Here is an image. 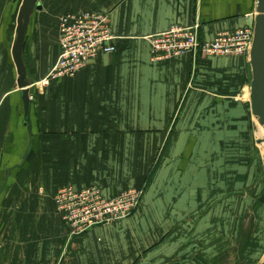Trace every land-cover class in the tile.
<instances>
[{"label":"crops","instance_id":"1","mask_svg":"<svg viewBox=\"0 0 264 264\" xmlns=\"http://www.w3.org/2000/svg\"><path fill=\"white\" fill-rule=\"evenodd\" d=\"M40 3L23 59L34 86L30 148L12 55L16 0H0V264L136 263L139 248L159 249L161 234L153 227L166 222L161 228L173 229L205 200L209 168L201 159V142L208 140L213 158L222 139L240 142L245 152L238 149L233 159L239 175L250 172L240 159L254 152L251 107L230 101L246 86L245 58L185 54L154 61L149 38L197 23L200 39L212 42L221 32L254 25L257 0ZM82 12L109 16L116 52L98 55L75 78L40 85L59 57L61 18ZM207 119L205 137L200 127ZM240 166L246 170L240 172ZM66 186L96 187L107 199L131 189H145V195L130 230L97 226L71 237L54 201ZM184 239L179 234V245L164 244L173 251L168 263L180 257L185 264L192 249Z\"/></svg>","mask_w":264,"mask_h":264},{"label":"rangeland","instance_id":"2","mask_svg":"<svg viewBox=\"0 0 264 264\" xmlns=\"http://www.w3.org/2000/svg\"><path fill=\"white\" fill-rule=\"evenodd\" d=\"M21 4L22 0H16V14ZM244 61L248 65L246 86L244 90L240 89L239 93L235 94L230 101L245 103L250 108L252 77L248 60L244 59ZM258 125L255 118L251 129L254 144L253 158L240 159V162H246V167L248 165L250 167V172L247 175H239L234 172L233 159L239 157L235 153L242 148H240L242 145L240 142L222 139L216 145L215 158L209 154L211 144L207 142L208 140L199 144L201 159H205V165L209 168L206 175L205 200L201 201L196 212L192 207L188 221L177 224L173 229L161 228V226H165L166 222L159 227H153L154 229L159 228L158 232L161 234L156 245L159 246L158 251H155L157 248L155 247L154 251L149 248L151 253H144L146 248H139L137 251L140 252V255L137 256V262L132 264H184L180 257L171 259V263H168L170 260L168 258L173 255V251L172 247L164 245L171 241L179 245L177 242L179 234L180 237L185 236V243L192 249L191 253L185 256V264H261L264 261V144L258 143V140L264 138V132H259ZM209 127L208 119L205 126L200 127L201 134H205V137L207 133L209 134ZM222 127L218 126L217 128L221 132H225ZM237 127L239 126H232L230 130L237 129ZM243 145L246 146V143ZM158 162H161V159ZM246 167L240 166V172H244ZM230 169L233 171L232 174L229 173ZM214 170L217 173L210 174ZM143 190L142 200L145 195V189ZM139 209L140 207L136 209L135 213ZM130 218L110 225L119 224L124 229L130 230L129 226L133 221ZM148 230L150 231V229ZM177 253H175L176 258ZM187 261L188 263H186Z\"/></svg>","mask_w":264,"mask_h":264},{"label":"built area","instance_id":"3","mask_svg":"<svg viewBox=\"0 0 264 264\" xmlns=\"http://www.w3.org/2000/svg\"><path fill=\"white\" fill-rule=\"evenodd\" d=\"M200 24L189 28L174 27L149 38L154 61H165L185 54L203 57L245 58L249 60L254 40V25L217 34L212 42L200 39ZM110 18L99 12H82L63 16L59 24L60 53L49 75L40 83L75 78L89 62L104 53L116 52ZM143 189L127 190L107 199L96 187L81 191L71 186L61 188L55 196L58 214L67 224L71 237L84 235L94 227L128 220L140 207Z\"/></svg>","mask_w":264,"mask_h":264},{"label":"water","instance_id":"4","mask_svg":"<svg viewBox=\"0 0 264 264\" xmlns=\"http://www.w3.org/2000/svg\"><path fill=\"white\" fill-rule=\"evenodd\" d=\"M40 0H22L17 16L16 39L12 48L13 60L17 68L19 89L23 92L25 124L30 136V148L34 136L31 124V105L34 86L29 82L24 62V50L29 26L36 11L42 10ZM251 73L250 104L252 115L258 121L264 132V0H257L254 22V40L248 60ZM264 144V138L258 140ZM29 148V149H30ZM264 264V261L261 263Z\"/></svg>","mask_w":264,"mask_h":264},{"label":"bare ground","instance_id":"5","mask_svg":"<svg viewBox=\"0 0 264 264\" xmlns=\"http://www.w3.org/2000/svg\"><path fill=\"white\" fill-rule=\"evenodd\" d=\"M258 128H259V132H262L263 131V129H262V127L260 125H258Z\"/></svg>","mask_w":264,"mask_h":264},{"label":"trees","instance_id":"6","mask_svg":"<svg viewBox=\"0 0 264 264\" xmlns=\"http://www.w3.org/2000/svg\"><path fill=\"white\" fill-rule=\"evenodd\" d=\"M135 213V212H134Z\"/></svg>","mask_w":264,"mask_h":264}]
</instances>
